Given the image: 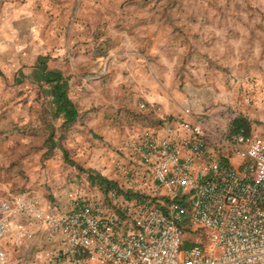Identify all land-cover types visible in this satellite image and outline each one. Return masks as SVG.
<instances>
[{"label":"rangeland","instance_id":"rangeland-1","mask_svg":"<svg viewBox=\"0 0 264 264\" xmlns=\"http://www.w3.org/2000/svg\"><path fill=\"white\" fill-rule=\"evenodd\" d=\"M37 1L53 11L57 43L68 49L54 64L63 62L69 81L75 68H89L77 74L87 80L82 85L73 80L68 88L78 117L63 129L60 120L50 118L47 88L32 67L42 53V35L33 42L29 35L15 36V55H3L0 65V200L31 192L43 201L65 188L99 195L97 185L85 184L87 175L124 182L110 167L112 158L122 156L119 145L159 118L138 107L143 96L122 81L112 84L116 73L122 80L128 76L115 62L97 72L98 80L90 79L91 66L108 65L113 55L117 63L144 65L163 89V108L173 104L174 95L184 103L193 99L198 108L235 107L264 133V0ZM80 44L87 52H75ZM157 108L162 114V106ZM204 235H186L180 251Z\"/></svg>","mask_w":264,"mask_h":264},{"label":"built area","instance_id":"built-area-1","mask_svg":"<svg viewBox=\"0 0 264 264\" xmlns=\"http://www.w3.org/2000/svg\"><path fill=\"white\" fill-rule=\"evenodd\" d=\"M158 118L161 134L146 129L129 140L132 165L117 169L131 199L76 189L71 209L55 212L31 192L10 195L0 200V241L21 217L52 243L38 255L42 264H264V140L242 130L216 135L187 108ZM197 231L204 238L181 252ZM28 236L16 226L11 246ZM7 257L0 246V264Z\"/></svg>","mask_w":264,"mask_h":264},{"label":"crops","instance_id":"crops-1","mask_svg":"<svg viewBox=\"0 0 264 264\" xmlns=\"http://www.w3.org/2000/svg\"><path fill=\"white\" fill-rule=\"evenodd\" d=\"M52 16L54 17L53 11L38 5L37 0H0V65H2L3 55L7 57H13L15 55V51L14 49H12V47L15 45V36L29 35L31 36L32 41L34 36L42 35V53H37L34 56V61L32 64V67L35 68L36 76L38 73L37 67L39 65L37 59L43 58L44 71L59 72L62 75L63 79L66 81L68 88L72 84L73 80H75V83H80V85H82L87 79L83 80L81 77H79V73H82V71L86 70L88 71L89 68H85L86 70L84 69L81 71L78 68H75L74 77H72V79L69 81L66 76L67 68L63 65V62H60L62 64L58 65L54 64L53 59L59 57L58 59H60V61L63 60L61 58V55H63V53H66L68 49L67 47H63V44H61V42L57 43V32L55 31V28L58 25V22L55 19H52ZM4 36L6 38H4ZM4 44H7V47H4ZM89 49H91V47ZM84 51L86 50L83 45H76L75 52L77 54H82ZM128 55L131 54H121L122 57H129ZM77 56L80 57L81 55ZM109 58L110 60L108 62V65L107 61H98V63L94 64L93 67L91 66L90 79L98 80L99 76H96L97 72H99L101 68L105 69L107 67L108 69H110L112 63L115 62V64H118L120 72L124 69L128 71V76L125 80H122L121 75H117L116 73V76L112 77V84L120 83L122 81L123 85L126 86L129 91H133L136 95L139 94L140 96H143L146 99L144 105L146 106L145 109L147 110H151V106L153 108H156L161 105L162 114H157V117H164L163 119L168 118L169 120L177 119L181 117L182 109L187 108L192 118L196 119L199 122H202L204 126H206L216 135H222L223 133L234 134L239 130H242L239 129L236 131H232L230 127L232 121L238 117V111L235 109V107H232L229 110H215L213 107L205 109L201 107L198 108L197 106L194 107V104H196V102L193 99H189L190 101H186V103H184L181 97L174 95L173 98L175 99V101L173 102V104L165 105L163 108L162 103H164L165 101L162 94L163 89L160 86L156 85V80L154 79V77H149L148 75H146L145 67L141 64V62L133 61L128 65L127 63H117L115 55ZM79 78L80 81H78ZM67 96L69 99L71 98L68 95V90ZM160 122V119L158 120L156 118V123L152 125L149 130H153L156 133L161 134ZM102 124L104 125L103 122H100L99 126H101ZM243 134L246 138L249 139L264 140V133L251 126L250 123H248L247 133L245 134L243 132ZM128 141L124 139V141L121 142V145H119V150L122 152V156L112 158L113 166L110 163V167L113 170L112 174L113 176H116V178L119 175V172L117 171L118 167L128 168L132 165L130 152L126 146V143ZM234 163H237V160L234 161ZM88 176L90 175H87L86 179ZM119 181H121V179ZM84 182L85 184L90 185L88 179ZM117 185L121 189H126V185L123 182H117ZM69 187H71L70 184ZM67 189L68 188H65L61 194L53 191L48 194V197H43L42 206L55 212H66L70 210L72 202L68 198V194L72 191L69 190V192L66 193ZM96 192L97 194H99L97 196L96 194H94L96 197L103 196L99 190V187L98 191ZM14 194H9L4 198H7L10 195ZM16 226H23L27 230L29 236L23 240L20 247L13 248L10 244L11 235ZM0 246L8 252V257L5 264H42V262L38 261V255L41 251L50 248L52 246V243L46 240L43 228L35 225L31 221L18 217L12 219L9 226V233L3 240L0 241Z\"/></svg>","mask_w":264,"mask_h":264},{"label":"trees","instance_id":"trees-1","mask_svg":"<svg viewBox=\"0 0 264 264\" xmlns=\"http://www.w3.org/2000/svg\"><path fill=\"white\" fill-rule=\"evenodd\" d=\"M37 61L39 63L37 77L39 78V82H42L47 88L49 96V116L52 120H60L63 129H67L76 122L78 117L74 104L67 96L68 85L59 72L44 71L43 58H38ZM147 111L152 113L151 110ZM230 127L232 131L242 129L245 134L248 131V123L241 116L234 119ZM87 179L90 185H97L101 189L103 196L113 191L115 194L123 196L126 200L133 197L132 193L122 191L116 183L109 182L100 176H88Z\"/></svg>","mask_w":264,"mask_h":264}]
</instances>
